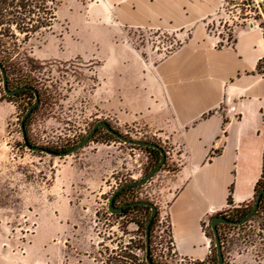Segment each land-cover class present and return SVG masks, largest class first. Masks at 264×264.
<instances>
[{
  "label": "rangeland",
  "instance_id": "1",
  "mask_svg": "<svg viewBox=\"0 0 264 264\" xmlns=\"http://www.w3.org/2000/svg\"><path fill=\"white\" fill-rule=\"evenodd\" d=\"M93 2L60 0L52 30L23 46V52L37 63L32 78L49 95L29 119V142L54 152L67 151L96 122L104 121L125 137L158 143L170 153V146L143 126L115 123L98 108L95 70L108 50L107 36L112 32L92 18ZM227 10L222 2L220 10L205 21L211 36L223 38L220 43L231 45L226 41L228 34L238 29H260L257 23L235 26L240 22ZM124 33L153 62L183 43L182 37L168 31L124 29ZM31 102L29 95L7 97L0 82V264H95L102 238L121 230L124 220L149 218L150 210L116 217L107 205L119 187L140 180L153 169L152 156L112 139L102 129L82 149L64 158L31 152L24 147L19 128ZM176 169L174 163L166 162L146 184L117 198L115 206L130 201L152 203L157 208L151 233L156 259L163 264H195L174 255L170 238V198L165 195L167 181ZM236 209L229 206L224 217L229 219ZM128 229L135 231L136 226L131 224ZM204 229L211 233L209 225ZM218 233L224 264H264V204L245 225H221Z\"/></svg>",
  "mask_w": 264,
  "mask_h": 264
},
{
  "label": "crops",
  "instance_id": "2",
  "mask_svg": "<svg viewBox=\"0 0 264 264\" xmlns=\"http://www.w3.org/2000/svg\"><path fill=\"white\" fill-rule=\"evenodd\" d=\"M93 1L92 18L112 32L95 70L97 106L170 146L166 162L177 169L165 196L174 255L204 263L209 218L229 208L228 196L233 208L251 204L264 167V69L257 71L264 36L250 26L220 45L205 21L222 0ZM124 29L168 31L183 43L153 62Z\"/></svg>",
  "mask_w": 264,
  "mask_h": 264
},
{
  "label": "trees",
  "instance_id": "3",
  "mask_svg": "<svg viewBox=\"0 0 264 264\" xmlns=\"http://www.w3.org/2000/svg\"><path fill=\"white\" fill-rule=\"evenodd\" d=\"M223 5H227V8L232 15H234L240 24L235 26H246V25H256L263 31L264 36V1L260 0H222ZM60 4V0H0V64L6 72L7 76V86L9 90H15L21 87H27V90H22L17 93L14 97L21 95H29L32 102L29 107L34 102L35 90L38 93L39 104L32 111V113L27 117L24 122V129L26 132V139L28 145L33 146L27 136L28 122L37 110L43 105V100L47 97L49 99L47 89L40 87V83L34 80L31 76L32 71L36 70L35 67L37 63L31 59L26 53L23 52V46L29 42L32 38L49 33L56 20L57 8ZM208 31V30H207ZM220 37V36H219ZM223 40V38H222ZM227 42H234L233 32L228 34ZM220 45H222L220 43ZM219 45V46H220ZM264 66V59L260 60L257 66L258 73ZM1 82V76H0ZM11 97V98H14ZM28 107V108H29ZM27 108V109H28ZM110 126V125H109ZM111 127V126H110ZM112 128V127H111ZM99 130V129H98ZM97 130V131H98ZM96 131V133H97ZM95 133V134H96ZM94 134V135H95ZM112 139H115L110 134L106 133ZM116 140V139H115ZM118 141V140H117ZM153 143V142H151ZM157 144L162 148V150L167 155V151L163 146ZM24 145V143H23ZM25 147V146H24ZM139 149L147 152L152 156L153 168L158 164L161 155L160 151L152 148L138 147ZM47 149V148H46ZM51 151L50 149H47ZM167 159V156H166ZM166 164V161H165ZM164 164V166H165ZM137 187H129L120 192L117 198L123 196L129 191H132ZM261 190H264V167L261 173V177L256 184L254 199L249 205H243L234 211L233 216H229L230 220L238 221L243 219L250 212V205L254 204V201ZM134 201H130L131 203ZM126 203V204H128ZM125 204V205H126ZM264 204V195L260 200V206ZM227 205L232 206V200L230 196L227 198ZM144 210L148 211L150 208L144 206H135L125 209L122 214L116 215V217H126L130 211ZM227 215V211L216 214ZM213 216V217H215ZM209 218L210 220L213 218ZM149 219V218H148ZM148 219L144 221H132L124 220L121 230L118 232L110 233L109 236L102 238L101 243L98 245L97 250L94 254L95 264H148L146 262V248H145V227ZM208 222V225H209ZM134 224L136 226L135 231H130L128 227ZM155 224V219L150 226V251L149 257L152 264H163L156 259L151 248V233L152 228ZM221 226V225H220ZM218 226V232L220 230ZM224 226V225H223ZM210 228V227H209ZM237 228V227H235ZM205 234L212 240V232H206ZM170 238L171 230H170ZM222 251L223 240L220 238ZM172 242V241H171ZM224 255V252H223ZM210 262L216 264V252L215 247L211 248V258ZM202 264V263H195Z\"/></svg>",
  "mask_w": 264,
  "mask_h": 264
},
{
  "label": "water",
  "instance_id": "4",
  "mask_svg": "<svg viewBox=\"0 0 264 264\" xmlns=\"http://www.w3.org/2000/svg\"><path fill=\"white\" fill-rule=\"evenodd\" d=\"M0 76H1L2 90H3V93L7 97H14L20 91L28 89L27 87H21V88L15 89V90H9L8 86H7L6 72L3 69L1 64H0ZM33 93H34V102L26 110L24 116L22 117V119L20 121V126H19L24 146H25V148H27L31 152L43 153V154H46V155H49V156H52V157H57V158H64V157L70 156V155L76 153L77 151H79L80 149H82L92 139V137L94 136V134L96 133V131L98 129L104 130L106 133L110 134L116 140H118L119 142H121L123 144L129 145V146H133V147L152 148V149H156V150L160 151L161 158H160L158 164L149 173H147L143 178H141L140 180L135 181V182H131L129 184H125V185L119 187L111 195V197H110V199L108 201V205H107V210L112 215H120V214H122V212L125 209H128L130 207H135V206H144V207L150 208V216H149V219H148L146 227H145V248H146V262L148 264H152V262L150 260V257H149V251H150V226H151V224L153 222V219L155 218V216L157 214V208L152 203L147 202V201H134V202L128 203V204H126V205H124L122 207H116L115 206V198L124 189H127L129 187H140V186H143L148 181H150L158 172H160V170L162 169V167L164 166L165 161H166L165 152L157 144H154V143H151V142H146V141L134 140V139H131V138H128V137H125V136L121 135L120 133L115 131L113 128H111L108 123H106L104 121L96 122L93 125V127L91 128V130L88 132V134L80 142H78L75 146H73L72 148H70L67 151L54 152V151H49V150H47L46 148H43V147L30 146V145H28V141L26 139V132H25V129H24V122L27 119V117L32 113V111L39 104L38 93L35 90H33ZM263 195H264V190H261L259 192V194L257 195L250 212L241 220L233 221V220H230L228 218H225L222 215L215 216V217H213L210 220L209 227H210V230H211L212 236H213V243H214L215 252H216V264H224V255H223V251H222V245H221V241H220V236H219L218 229H217L218 226L224 225V226H229V227H241V226L245 225L256 214V212H257V210L259 208L260 200H261Z\"/></svg>",
  "mask_w": 264,
  "mask_h": 264
}]
</instances>
